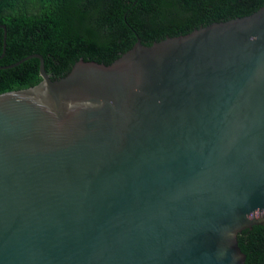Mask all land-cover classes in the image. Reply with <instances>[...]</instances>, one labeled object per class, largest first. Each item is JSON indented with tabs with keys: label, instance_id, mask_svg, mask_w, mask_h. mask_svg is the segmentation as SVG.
Wrapping results in <instances>:
<instances>
[{
	"label": "water",
	"instance_id": "water-1",
	"mask_svg": "<svg viewBox=\"0 0 264 264\" xmlns=\"http://www.w3.org/2000/svg\"><path fill=\"white\" fill-rule=\"evenodd\" d=\"M11 0H0V9ZM0 23V264H264V0H57Z\"/></svg>",
	"mask_w": 264,
	"mask_h": 264
},
{
	"label": "trees",
	"instance_id": "trees-1",
	"mask_svg": "<svg viewBox=\"0 0 264 264\" xmlns=\"http://www.w3.org/2000/svg\"><path fill=\"white\" fill-rule=\"evenodd\" d=\"M56 15L57 0H11L0 9V23L6 28V44L14 35L16 20H26L34 24L55 18ZM41 80L38 70H28L21 80L14 79L0 89V94L34 87Z\"/></svg>",
	"mask_w": 264,
	"mask_h": 264
}]
</instances>
